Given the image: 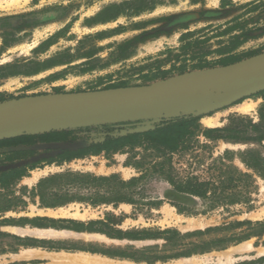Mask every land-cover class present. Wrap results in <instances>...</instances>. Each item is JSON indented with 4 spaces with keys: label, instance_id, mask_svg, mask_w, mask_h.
I'll return each mask as SVG.
<instances>
[{
    "label": "rangeland",
    "instance_id": "obj_1",
    "mask_svg": "<svg viewBox=\"0 0 264 264\" xmlns=\"http://www.w3.org/2000/svg\"><path fill=\"white\" fill-rule=\"evenodd\" d=\"M252 1L255 0H18L16 3L0 0V101L54 92L148 84L223 65L220 62L228 55L240 60L248 58L247 54L253 51H264V4L260 3L252 10L255 5H248ZM186 13H196L199 17L182 26L163 29L171 18ZM210 13L212 15H207ZM243 32L247 34V41L230 54L225 53L232 37ZM184 35L187 38L183 39ZM188 42L192 45L183 47ZM199 63H209V66L193 68ZM182 66L186 71L180 73ZM37 69L40 71L32 73ZM6 73L9 76L4 77ZM246 100L256 102V106L248 112L237 111L232 108L233 105L208 115L219 113L214 127L233 125L248 128L252 133L249 124L251 121L254 124L260 122L259 110L264 104V91L238 104ZM201 119L202 128H213L205 126ZM99 135L97 132L79 133L73 142H86ZM45 143L0 147V166L24 160L27 163L21 167L28 168L23 176L31 175L34 163L36 167L44 166L60 153L53 149H28ZM226 149H254L264 156V148L255 143H232L222 139L209 141L199 135L186 150L173 155L174 173L180 177L197 175L200 179H208L214 159ZM14 151L33 153L12 161L6 160L5 155ZM149 153H152L151 150L137 145L125 153L110 156L102 153L73 159L61 168L97 175L116 174L129 179L141 175V169L135 166L137 161L144 158L153 161V156H147ZM34 157L38 159L33 161ZM152 161L147 162L149 164L145 168L151 166ZM234 164L254 173L238 156L234 158ZM56 169L52 167V170ZM254 176L259 190L252 196L253 209L248 210L238 204L229 210L217 208L205 211L198 197L177 193L158 173H153L138 182L136 192L149 201L162 202L160 205H149V211L153 208L149 212L150 217L141 221L149 227H174L182 233L220 228L197 236L196 242L248 231L250 226L246 224L231 229L222 228L231 221L250 220L255 223L264 220V179L256 174ZM18 183L19 179L15 178L5 185L0 184V206L3 198L13 195ZM177 205H181L182 212ZM189 240L193 242V239ZM248 241L253 247L250 251H235ZM258 248H264V235L166 263L242 264L264 256L256 251Z\"/></svg>",
    "mask_w": 264,
    "mask_h": 264
},
{
    "label": "crops",
    "instance_id": "obj_2",
    "mask_svg": "<svg viewBox=\"0 0 264 264\" xmlns=\"http://www.w3.org/2000/svg\"><path fill=\"white\" fill-rule=\"evenodd\" d=\"M67 163L30 170L31 175L18 178L13 195L3 198L0 264H167L197 254L174 256L197 236L182 241L163 232L186 234L177 228L142 223L153 209L149 211V199L114 186L131 178L101 181L113 174L63 170ZM34 173L38 175L30 182Z\"/></svg>",
    "mask_w": 264,
    "mask_h": 264
},
{
    "label": "trees",
    "instance_id": "obj_3",
    "mask_svg": "<svg viewBox=\"0 0 264 264\" xmlns=\"http://www.w3.org/2000/svg\"><path fill=\"white\" fill-rule=\"evenodd\" d=\"M264 4V0H255L248 5H255L252 9L259 7V4ZM247 5V6H248ZM187 38L184 35L183 39ZM241 38H243L241 40ZM248 37L246 33L234 35L229 43L230 47L227 48L225 53L230 54L237 46L247 41ZM198 42V41H196ZM192 42H188L183 47H189ZM261 53V51H253L247 56H252ZM224 59L220 64H229L240 60L234 55H228L223 57ZM209 63H199L194 65L193 68L208 67ZM40 69L33 71L32 73L39 72ZM186 71L184 66L179 68V72ZM22 73V72H19ZM15 74V73H14ZM30 74V73H28ZM9 76L7 73L4 77ZM1 100V99H0ZM260 122L257 124L251 123L252 133L248 128H242L239 126L228 125L225 127H213L202 128L199 120L200 117H180L172 119L163 124L157 125L153 130H149L142 133L128 134L126 136H112V133L117 129L115 124H106L100 126L82 127L76 129H64L59 131H51L42 134L35 135H23L10 139L0 140V147L3 146H15L18 144L33 145L37 142H56V141H71L76 139V135L79 133H103V141H92L89 146L83 147L77 150H61L57 157L50 158L48 163H62L66 161H72L73 159L83 158L87 155H99L104 153L110 156L114 153H125L129 149H133L137 145L144 146L146 150H151L147 156H153V164L145 168L147 159L137 161L135 166L141 169V175L133 177L127 181H118L114 186L115 190L120 191L121 187H125L127 191L136 192L135 186L138 182L142 181L153 173H158L161 178L167 181L174 191L179 194H187L198 197L204 204L205 211H211L217 208L229 210L234 205L242 204L247 207L248 210L254 208L253 194L259 190V186L254 174L264 179V156L259 150L247 149L244 151H232L226 149L224 153L215 158L210 169H212L211 176L208 179H200L197 175H189L187 177H180L174 173L172 165L173 155L186 150L191 141L203 135L209 141L225 140L232 143H255L264 148V104L259 110ZM254 134V135H253ZM99 137V136H97ZM207 145H205L206 147ZM33 151H14L5 155L6 160H15L23 158ZM238 156L241 162L247 169L252 170L254 173L244 171L234 164V158ZM1 157V155H0ZM161 158V160H156ZM47 161V160H46ZM37 165L34 163L31 168H35ZM28 166L21 168L11 169L9 171H3L0 173V184L5 185L9 180L20 178L25 175ZM92 178V175H88ZM118 175L113 174L110 178H101V181H111ZM99 178L93 177V181L100 182ZM114 181V180H113ZM135 200V199H133ZM161 200L148 201L150 205H160ZM182 212L181 205H177ZM249 225L248 231L242 233H232L230 235L213 237L210 239H200L197 242H191V245L182 247L179 253L174 256H188L192 253H204L213 249L219 248L223 245H227L232 242H241L243 240L250 239L253 236L264 235V220L253 223L250 220L244 221H231L228 222L222 229H231L237 225ZM219 227L207 228L206 230H198L186 234H181L176 229H165L163 232L166 234L179 235L183 241L188 237L202 236L210 231L218 230ZM171 237H168V239ZM242 264H264V256L257 259L245 261Z\"/></svg>",
    "mask_w": 264,
    "mask_h": 264
},
{
    "label": "water",
    "instance_id": "obj_4",
    "mask_svg": "<svg viewBox=\"0 0 264 264\" xmlns=\"http://www.w3.org/2000/svg\"><path fill=\"white\" fill-rule=\"evenodd\" d=\"M197 17L198 14H194L190 18ZM185 20L175 19L163 29ZM262 91L264 51L230 64L148 84L54 92L0 101V140L106 124L116 125L112 136H126L153 130L159 124L180 117L203 118ZM98 140H104L103 133L82 143L56 141L28 149L77 150ZM26 163L22 160L0 166V173Z\"/></svg>",
    "mask_w": 264,
    "mask_h": 264
},
{
    "label": "bare ground",
    "instance_id": "obj_5",
    "mask_svg": "<svg viewBox=\"0 0 264 264\" xmlns=\"http://www.w3.org/2000/svg\"><path fill=\"white\" fill-rule=\"evenodd\" d=\"M18 0H11L12 3H16ZM10 2V3H11ZM256 106V102L253 100H246L240 104H237L235 106H233L232 108L236 109L237 111L240 112H248L250 110H252L254 107ZM160 109V108H159ZM219 115L216 114L214 116H205L201 119V122L207 126V127H214L217 125V116ZM37 173H34V177L31 178L29 181H34L37 177ZM252 245L251 242H245L243 244H241L235 251L239 252V253H246L248 251H250L252 249ZM260 255L264 254V248H258L256 250Z\"/></svg>",
    "mask_w": 264,
    "mask_h": 264
},
{
    "label": "flooded vegetation",
    "instance_id": "obj_6",
    "mask_svg": "<svg viewBox=\"0 0 264 264\" xmlns=\"http://www.w3.org/2000/svg\"><path fill=\"white\" fill-rule=\"evenodd\" d=\"M194 14H196V13H186V14H182V15H178V16H174L173 18H171L167 23H166V25H164V27L165 26H167V25H169L170 23H172L175 19H182V20H185L186 19V17H188L189 19L188 20H185V21H181L180 23H177V24H175V25H173L171 28H168V29H172V28H175V27H177V26H182V25H184V24H186V23H189L191 20H194V19H191L190 17L192 16V15H194ZM207 15H212L211 13L210 14H207ZM198 17H199V15H198ZM198 17L197 18H195V19H198ZM159 30H163L162 28H160ZM167 30V29H166Z\"/></svg>",
    "mask_w": 264,
    "mask_h": 264
}]
</instances>
